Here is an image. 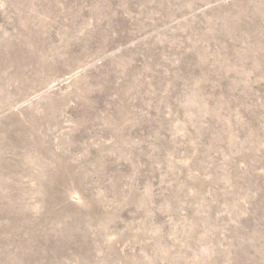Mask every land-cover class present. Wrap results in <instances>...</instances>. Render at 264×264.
Segmentation results:
<instances>
[{
	"label": "rangeland",
	"instance_id": "1",
	"mask_svg": "<svg viewBox=\"0 0 264 264\" xmlns=\"http://www.w3.org/2000/svg\"><path fill=\"white\" fill-rule=\"evenodd\" d=\"M0 264H264V0H0Z\"/></svg>",
	"mask_w": 264,
	"mask_h": 264
}]
</instances>
